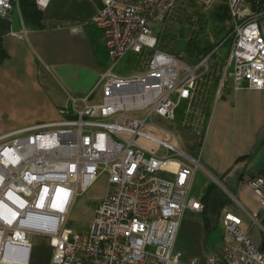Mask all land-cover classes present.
I'll return each instance as SVG.
<instances>
[{
  "label": "built area",
  "instance_id": "obj_1",
  "mask_svg": "<svg viewBox=\"0 0 264 264\" xmlns=\"http://www.w3.org/2000/svg\"><path fill=\"white\" fill-rule=\"evenodd\" d=\"M224 1L232 41L223 64L215 67L224 42L194 64L157 49L155 28L166 22L176 0H101L91 21L102 33L107 66L94 88L87 96L70 97L58 121L0 136V264L7 253L11 259L25 254L27 264L34 234L47 238L51 264H199L197 259L183 263L174 244L184 215L203 209L191 194L200 166L143 129L154 116L174 122L183 105L182 125L199 136L209 97L215 102L228 86L264 90V0ZM47 2L35 0L39 9ZM14 13L23 26L19 0H0V17L11 20ZM11 35L25 39L27 32ZM143 51L152 54L140 71L114 73L128 52ZM100 86L101 104L89 106ZM139 112L146 113L144 119L129 117ZM138 137L160 145L163 154L138 147ZM101 175L109 189L87 231L66 227L73 199ZM245 186L264 210V174ZM231 210L221 209L222 252L208 255L207 262L264 264L260 247L241 228L243 219Z\"/></svg>",
  "mask_w": 264,
  "mask_h": 264
},
{
  "label": "crops",
  "instance_id": "obj_2",
  "mask_svg": "<svg viewBox=\"0 0 264 264\" xmlns=\"http://www.w3.org/2000/svg\"><path fill=\"white\" fill-rule=\"evenodd\" d=\"M100 6L101 0H48L40 10L58 27L42 30L22 26L16 13L11 20L0 17V136L56 122L70 97L91 92L107 66L102 33L91 21ZM23 28L25 39L11 35ZM153 119L165 126L163 132L170 141L175 138L199 164L192 196L203 205L201 199L207 195L204 212H187L181 219L174 244L180 260L209 264L208 255H220L224 206L243 219L241 228L261 247L264 210L245 183L264 174V90L226 87L211 106L202 140L174 122ZM225 192L235 203L229 202ZM249 216H255L258 224ZM30 243L27 264H51L49 244L40 258L36 242L35 251Z\"/></svg>",
  "mask_w": 264,
  "mask_h": 264
},
{
  "label": "rangeland",
  "instance_id": "obj_3",
  "mask_svg": "<svg viewBox=\"0 0 264 264\" xmlns=\"http://www.w3.org/2000/svg\"><path fill=\"white\" fill-rule=\"evenodd\" d=\"M248 6L249 4H245V7ZM226 8L224 0H215L208 5L204 4L201 0H176L174 11L168 17L166 22L163 25H157L155 28L157 49L176 54L186 60L188 56L184 52V47L186 43L189 42L192 35H195L194 33L199 35L201 40L207 41L208 43H214L231 28L230 16L226 21H221L219 17L220 14L224 13L223 11L224 9L226 10ZM214 15L217 16L215 17ZM160 38H162V40H160ZM220 53L224 57L227 56V48L225 45L220 49ZM147 57L148 53L134 55L132 52H128L114 68V73L121 76L132 75L136 71L142 69V65ZM101 102L102 87L100 86L88 101V104L89 106H97L100 105ZM78 108H80L79 105ZM145 116V112L129 115V117L141 120L144 119ZM164 127L165 126L156 123L154 119H151L147 121V125L144 127L143 132L157 140L170 141V135L163 132ZM170 142L175 148L185 151L183 147L177 143L175 138ZM136 145L146 152L153 153L157 156L163 154L164 149L160 145L147 139L138 137L136 139ZM108 189L107 178L106 176L101 175L86 191L77 195L73 199L70 209L65 216L66 227L79 232H86L95 208L98 206L102 196L107 193ZM225 194L227 198L232 201L229 194L226 192ZM30 242L33 243L32 251H35V246H38L37 255L40 258H44L48 247L47 238L34 234L30 236ZM35 242L37 245L34 246Z\"/></svg>",
  "mask_w": 264,
  "mask_h": 264
},
{
  "label": "trees",
  "instance_id": "obj_4",
  "mask_svg": "<svg viewBox=\"0 0 264 264\" xmlns=\"http://www.w3.org/2000/svg\"><path fill=\"white\" fill-rule=\"evenodd\" d=\"M190 1H192V0H190ZM177 8H179V7H177ZM19 10H20L22 22H23L24 26H26L27 28L34 29V30H42L45 28L58 27V24L56 22H51L49 20H46L43 12L36 6L35 0H19ZM226 11H227V13H226ZM223 12L224 13L220 14L219 17H220L221 21H226L227 18L229 19V13H228L227 8H226V10L224 9ZM214 16L216 17L217 15H214ZM230 32H231V28L228 29L227 32H225L214 43H208L207 41L201 40L199 38V35L194 33L195 35H192L189 42H187L185 47H184L185 48L184 52L187 54L188 58L186 60L183 58L182 59L188 64H194L195 62L198 61L199 58L206 55L208 52H210L214 47H216L221 42H224L223 46L224 45L226 46L227 52H228L229 47L231 45V41H232L231 37H229ZM160 40H162V38H160ZM143 53L144 54L148 53V57L144 61V62H146L149 59V57L151 56L152 51H143L141 54H143ZM217 58H218V60L215 63V67H217V65L219 66L220 63L223 64L225 57L223 55H221V56H217ZM210 96H212V92H211ZM212 104H213L212 98L209 97L205 103V106L202 107L203 112L205 114V124L203 127V131L199 135L200 140H202V138H203V135H204V132L206 129V125H207V122L209 120V115H210V110H211ZM183 118H184V107L182 105L177 110V115H176V118L174 120V123L189 131V129L186 126L182 125ZM206 201H207V195H205L201 199V202L203 203L202 212H204V209L206 208Z\"/></svg>",
  "mask_w": 264,
  "mask_h": 264
},
{
  "label": "bare ground",
  "instance_id": "obj_5",
  "mask_svg": "<svg viewBox=\"0 0 264 264\" xmlns=\"http://www.w3.org/2000/svg\"><path fill=\"white\" fill-rule=\"evenodd\" d=\"M52 225L50 226V228L52 229ZM46 229H48V227H45ZM10 254L7 253V258H5V261L2 264H26L25 262V254H23V256L17 258V259H11L9 258Z\"/></svg>",
  "mask_w": 264,
  "mask_h": 264
},
{
  "label": "water",
  "instance_id": "obj_6",
  "mask_svg": "<svg viewBox=\"0 0 264 264\" xmlns=\"http://www.w3.org/2000/svg\"><path fill=\"white\" fill-rule=\"evenodd\" d=\"M260 250H261V251L264 250V241H263V243H262V245H261V247H260Z\"/></svg>",
  "mask_w": 264,
  "mask_h": 264
}]
</instances>
